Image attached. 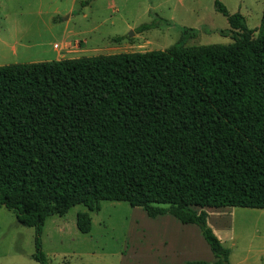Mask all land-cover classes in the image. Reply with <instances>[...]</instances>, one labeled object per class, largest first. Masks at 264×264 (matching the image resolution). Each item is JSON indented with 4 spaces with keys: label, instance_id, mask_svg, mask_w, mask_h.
<instances>
[{
    "label": "trees",
    "instance_id": "trees-1",
    "mask_svg": "<svg viewBox=\"0 0 264 264\" xmlns=\"http://www.w3.org/2000/svg\"><path fill=\"white\" fill-rule=\"evenodd\" d=\"M214 8L229 45L0 67V208L34 229L35 262L47 218L110 201L197 226L229 264L205 209H264V6L256 36Z\"/></svg>",
    "mask_w": 264,
    "mask_h": 264
},
{
    "label": "rangeland",
    "instance_id": "rangeland-1",
    "mask_svg": "<svg viewBox=\"0 0 264 264\" xmlns=\"http://www.w3.org/2000/svg\"><path fill=\"white\" fill-rule=\"evenodd\" d=\"M71 1L14 0L5 4L0 0V11L5 10L2 15H21L20 21L17 16L0 15V67L163 51L173 45L232 43L226 19L215 11L216 0H79L65 29L68 14L62 10ZM218 1L229 14L243 16L257 35L264 0ZM57 7L60 13L55 26L36 20L35 13L50 14ZM151 23L154 29L137 33L140 26ZM75 41H83L85 46L67 48ZM205 212L207 227L229 252V264H264V209L207 208ZM81 214L90 219L88 234L77 230ZM34 239V229L19 225L13 212L0 208V264H38L32 259ZM40 241L47 264L215 262L197 226L182 225L169 215L149 218L142 209L125 202L102 201L92 210L75 206L63 217H49Z\"/></svg>",
    "mask_w": 264,
    "mask_h": 264
},
{
    "label": "crops",
    "instance_id": "crops-1",
    "mask_svg": "<svg viewBox=\"0 0 264 264\" xmlns=\"http://www.w3.org/2000/svg\"><path fill=\"white\" fill-rule=\"evenodd\" d=\"M13 2H14V0H4L5 4L6 3H13ZM77 3H79V0H72L70 7L68 9L62 10L63 13H67L68 14L66 16V18H65V20H67L66 21V25H65V29H68V25H69L68 23H69L71 17L74 15V9H75V6L77 5ZM0 7H3V6H0ZM83 7L84 6L82 5L81 8H83ZM4 11L3 10L0 11V15L2 16V18L6 17V16H14V17L17 16L18 19H16V20L20 21V19H19L21 17L20 13H17V14L15 13L14 14V12H13V13L9 14V12L8 13L6 12V14L2 15V13H4ZM59 13H60V8L57 7V8H54V12H51L50 14L49 13H44L43 14L42 12H37V13H35V17H36L37 21L39 20V21H41L43 23L47 22L48 24H52V25L55 26L56 16ZM29 14L32 15L33 13L32 14L29 13ZM43 15H47V18L45 19ZM82 16L85 19V14L82 13ZM68 46H71L72 49H78V48L84 47L85 43L83 41H75L72 44L71 43L67 44V48H69ZM68 52H69V49H68Z\"/></svg>",
    "mask_w": 264,
    "mask_h": 264
}]
</instances>
